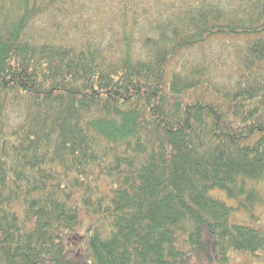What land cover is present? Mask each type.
I'll return each instance as SVG.
<instances>
[{"label": "trees", "instance_id": "16d2710c", "mask_svg": "<svg viewBox=\"0 0 264 264\" xmlns=\"http://www.w3.org/2000/svg\"><path fill=\"white\" fill-rule=\"evenodd\" d=\"M263 222L264 0H0V264H232Z\"/></svg>", "mask_w": 264, "mask_h": 264}, {"label": "rangeland", "instance_id": "374dc122", "mask_svg": "<svg viewBox=\"0 0 264 264\" xmlns=\"http://www.w3.org/2000/svg\"><path fill=\"white\" fill-rule=\"evenodd\" d=\"M242 218H245V217H242ZM247 222L250 223V221H247ZM232 264H264V253L262 254V257L258 259H254V260L249 259L247 256L241 253L235 254L232 259Z\"/></svg>", "mask_w": 264, "mask_h": 264}]
</instances>
